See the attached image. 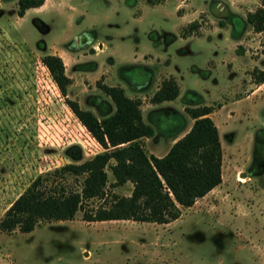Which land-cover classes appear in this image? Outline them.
Returning a JSON list of instances; mask_svg holds the SVG:
<instances>
[{
  "label": "rangeland",
  "instance_id": "obj_1",
  "mask_svg": "<svg viewBox=\"0 0 264 264\" xmlns=\"http://www.w3.org/2000/svg\"><path fill=\"white\" fill-rule=\"evenodd\" d=\"M17 1L0 0V218L36 176L71 161L68 148L80 159L102 151L64 102L75 100L98 118L109 114L112 103L97 82L139 99L154 129L138 139L147 155L164 154L171 135L188 129L187 107L210 106L222 178L165 226L85 221L77 210L71 220H40L29 232L0 230V264H255L249 250L264 248V168H247L264 126V83L252 79L264 67V26L255 31L235 20L264 9V0H43L22 16ZM189 23L194 31L181 37ZM45 54L63 62L70 80L64 97L40 61ZM170 75L178 96L150 103ZM107 174L105 199L130 193L129 182L111 187ZM50 178L80 188L81 176ZM100 204L93 198L82 208Z\"/></svg>",
  "mask_w": 264,
  "mask_h": 264
},
{
  "label": "trees",
  "instance_id": "obj_2",
  "mask_svg": "<svg viewBox=\"0 0 264 264\" xmlns=\"http://www.w3.org/2000/svg\"><path fill=\"white\" fill-rule=\"evenodd\" d=\"M144 1L154 5L161 0ZM42 2L18 0L17 15L22 16L25 9ZM243 22L255 31L262 30L264 9L258 7L248 12L244 21L235 20L240 27ZM195 27V23H189L188 31L181 37ZM40 61L60 94L66 96L70 80L64 73L61 58L45 54ZM128 66V69L144 68ZM252 79L257 84L263 83L264 70L253 69ZM97 87L112 103L113 110L109 114L98 118L92 111L80 108L75 100L65 97L64 102L102 151L80 159L73 148H68L70 162L36 176L11 201L0 218L1 231L16 228L21 233L29 232L40 220H71L77 210H81L85 221L168 223L179 217L182 207L191 206L220 183L222 150L217 127L208 116L212 111L210 106L187 107L185 111L192 120L189 128L177 139L176 133L171 135L174 141L163 155H147L138 139L151 137L154 129L143 121L139 99L128 97L119 86L97 82ZM178 94V84L170 75L161 79L149 101L154 104L169 101ZM107 171L112 178L111 187L131 184L128 195L111 194L105 199ZM65 175L81 176L80 188L72 189L50 178ZM93 198L102 200V204L95 209L82 208L83 202Z\"/></svg>",
  "mask_w": 264,
  "mask_h": 264
},
{
  "label": "flooded vegetation",
  "instance_id": "obj_3",
  "mask_svg": "<svg viewBox=\"0 0 264 264\" xmlns=\"http://www.w3.org/2000/svg\"><path fill=\"white\" fill-rule=\"evenodd\" d=\"M250 160V164L247 168L249 172L253 173L254 171H252V168L258 167L259 165L264 168V126H261V128H259L253 136L252 155ZM238 173L240 174L241 172Z\"/></svg>",
  "mask_w": 264,
  "mask_h": 264
},
{
  "label": "crops",
  "instance_id": "obj_4",
  "mask_svg": "<svg viewBox=\"0 0 264 264\" xmlns=\"http://www.w3.org/2000/svg\"><path fill=\"white\" fill-rule=\"evenodd\" d=\"M225 43H226V41L225 40H223ZM258 69L259 70H264V67L262 68V67H258ZM172 76V75H171ZM173 77V76H172ZM175 81H176V79H175ZM177 82V81H176ZM264 83V82H263ZM222 106V105H221ZM220 106V107H221ZM220 107H219V109H220ZM208 116L210 117V118H212L211 117V115H210V113L208 114ZM189 128V127H188ZM217 130H218V128H217ZM218 135H219V132H218ZM219 141H220V137H219ZM220 145H221V142H220ZM222 150V149H221ZM163 155V154H162ZM161 156V155H160ZM238 172H240V169L238 170ZM221 178H222V176H221ZM185 208H188V207H185ZM189 208H190V206H189ZM180 216H181V214L179 215V217H177L176 219H174V220H172V221H170V222H168V223H163V224H156V225H162V226H165V225H168V224H172V223H174L175 221H177V220H179L180 219ZM235 238H236V240H238V239H242V235L241 234H238V233H236L235 234V236H234ZM245 240V239H244ZM261 243V242H260ZM256 245H258V242H257V244ZM259 246V245H258ZM264 246V241H263V245L261 246V247H263ZM260 246H259V248H261ZM237 248H245V246H243V244H237ZM250 251V253L255 257V264H264V257L262 256V255H258V253H264V248H263V251H262V249H260V250H258V251H253V249L251 250H249Z\"/></svg>",
  "mask_w": 264,
  "mask_h": 264
}]
</instances>
